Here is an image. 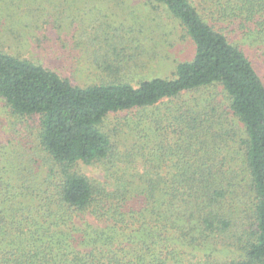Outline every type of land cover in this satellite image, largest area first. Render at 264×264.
<instances>
[{"label":"trees","instance_id":"1","mask_svg":"<svg viewBox=\"0 0 264 264\" xmlns=\"http://www.w3.org/2000/svg\"><path fill=\"white\" fill-rule=\"evenodd\" d=\"M33 1L0 0V98L39 120L50 166L35 172L22 128L0 140V264H264V80L243 44L264 45V0H145L178 20L194 55L136 85L126 74L146 64L109 35L85 58L87 83L7 51L5 34L69 48Z\"/></svg>","mask_w":264,"mask_h":264},{"label":"rangeland","instance_id":"2","mask_svg":"<svg viewBox=\"0 0 264 264\" xmlns=\"http://www.w3.org/2000/svg\"><path fill=\"white\" fill-rule=\"evenodd\" d=\"M25 4H35V20L38 19L44 27L48 26L49 22L51 24L60 19L62 27L53 30L50 25L48 34H52L54 39L61 38L60 41L64 40L70 46L65 49L61 43H52L46 50L35 47V37L30 42L18 46L5 34L3 40L7 39L8 43L12 44L7 51L40 59L45 65L68 76L75 84L95 80V74L91 72L95 69V64L85 58L91 57L93 52L98 50L109 49L112 45L110 42H114L113 38L121 40L115 49L123 51V54L118 53L146 64L141 70L128 71L126 74V78L134 85L144 77H174L177 63L189 60L194 55V43L178 20L165 7L149 4L145 0H35ZM56 4H59L58 14L55 11ZM24 18L34 20V15H25ZM88 35L96 37L97 43L83 42V45L76 46ZM106 35L111 36L110 42L104 41ZM102 41L103 48L96 46ZM238 42L241 43V40ZM243 44L264 80V45L250 42ZM53 46L56 48H52ZM67 54L71 56L70 59ZM28 119V122H23L17 116H12L10 109L0 98V129L4 133L0 134V140L8 138L9 128H22V132L27 135L25 140L31 144L35 142V151H32L35 172L47 171L50 166L48 156L37 145L39 120L36 117ZM81 167L88 175L104 179V171L99 166L83 164Z\"/></svg>","mask_w":264,"mask_h":264}]
</instances>
